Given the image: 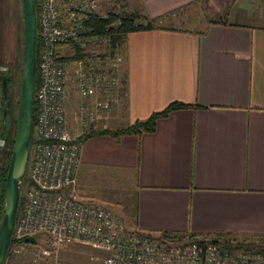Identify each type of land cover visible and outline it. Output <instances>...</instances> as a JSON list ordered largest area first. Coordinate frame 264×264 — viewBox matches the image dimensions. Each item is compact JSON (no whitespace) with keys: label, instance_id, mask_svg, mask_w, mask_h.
<instances>
[{"label":"crops","instance_id":"0c3cea01","mask_svg":"<svg viewBox=\"0 0 264 264\" xmlns=\"http://www.w3.org/2000/svg\"><path fill=\"white\" fill-rule=\"evenodd\" d=\"M214 1L203 26H184L193 19L186 12H210ZM219 1L97 0L99 9L115 2L118 11H106L134 12L156 27L127 32L116 55L121 100L91 124L124 125L172 100L188 106L158 118L152 131L82 139L75 183L102 205L130 196L135 227L155 234L264 235V11L256 3L232 19ZM3 17L14 25L3 46L14 33L19 47L21 0H0V24ZM75 105L69 85L78 133Z\"/></svg>","mask_w":264,"mask_h":264},{"label":"built area","instance_id":"2783aa9c","mask_svg":"<svg viewBox=\"0 0 264 264\" xmlns=\"http://www.w3.org/2000/svg\"><path fill=\"white\" fill-rule=\"evenodd\" d=\"M98 8L97 0H35L39 53L32 132L36 141L26 178L19 180L22 195L2 264L29 246L23 237L38 233L49 243L40 253L57 255L62 245L81 241L99 251L91 256L99 264H264V250L224 245L209 235L173 240L128 226L78 192L75 180L82 141L78 135L101 110L119 101L117 67L92 58L95 46L106 43L89 23L95 14L106 15ZM69 85L76 96L78 133L69 119ZM254 242L246 240L248 245ZM52 264L63 263L55 259Z\"/></svg>","mask_w":264,"mask_h":264},{"label":"rangeland","instance_id":"374dc122","mask_svg":"<svg viewBox=\"0 0 264 264\" xmlns=\"http://www.w3.org/2000/svg\"><path fill=\"white\" fill-rule=\"evenodd\" d=\"M234 0H221L219 1V6L221 7H227L229 8L230 12L233 11L231 18L232 19H239L242 11L245 9H248V7L254 8L256 6V3L260 6L261 11H264V0H248V1H241L240 3L231 5L230 2H233ZM229 5H228V4ZM247 5H245V4ZM107 9H113L115 12L118 11V3L115 2H109ZM217 6V3L209 7L210 12H207V9H203L202 5H198L194 7L192 10L193 12H186L187 15L193 16V19H184V26L186 27H192V28H200L203 26V18L202 15H207L208 17L213 14V11L211 12V8L214 10V7ZM102 8V7H100ZM99 9V12H107V10ZM202 9V10H201ZM242 10V11H241ZM109 11V10H108ZM244 14V13H243ZM235 15V16H234ZM243 16V15H242ZM7 23L5 24V20L3 17V21L0 24L1 32H0V62L3 63V61H7L8 64H10V75L12 76L11 81L9 82V92L11 94V107L9 114L3 118L2 117V108H1V88H0V131L1 127L4 125L3 123H6L5 126L7 128V134L8 136H14V130H15V124H16V117H17V110H18V101H19V94H20V85H21V64L20 61L22 60V34L21 38L19 37V47L15 41L14 33H12V36L9 35V41L7 42V45L3 46L4 40H6V33L9 34L11 30L8 28L10 26H14L12 24V20L7 17ZM174 24H178L177 21H174ZM16 45V46H15ZM105 45H97L95 46V54H93L92 58L100 59L104 66L111 67L115 66L117 67V77L119 81L118 71H119V60L118 57L115 58H108V59H102L99 58V54L104 51ZM7 59V60H5ZM4 64L0 65V68L4 67ZM116 93L118 95L119 101L121 100V90H120V83H118V87L116 88ZM2 137H0V157L3 153V146L1 142ZM3 140V139H2ZM28 162L29 158L27 159L26 169L25 172L28 169ZM22 184L19 183V194L22 195ZM124 200V199H123ZM120 201V200H119ZM97 204L102 205V203L98 202L97 200H94ZM104 205V204H103ZM106 208H108L110 211H112L115 215H117L121 220H123L125 223L129 222V207L132 206L131 198L125 197V200L123 203L121 202V205H104ZM35 240L28 241L29 246L23 247L20 249L18 253H16L12 258L7 260L8 264H52L53 260L58 259L63 264H99L98 260L91 259V256H94L95 254H98L99 251L91 247L89 244L81 242V241H74L69 242L64 245H62L57 253V255H53L52 252H46V253H40V250L42 248L48 247V239L43 234H36ZM48 250V249H46Z\"/></svg>","mask_w":264,"mask_h":264},{"label":"trees","instance_id":"16d2710c","mask_svg":"<svg viewBox=\"0 0 264 264\" xmlns=\"http://www.w3.org/2000/svg\"><path fill=\"white\" fill-rule=\"evenodd\" d=\"M37 13V12H36ZM141 15L137 13H114L111 11H107L106 15L103 17H99L98 15H93L90 18V22L92 26H94V30L106 38L105 48L104 51L101 52L98 56L102 59L108 58H115L117 55L118 47L125 42V37L127 32L132 30H139V29H149L155 28L156 25L154 24L153 19L151 18H143L140 17ZM209 22H214L213 20H209ZM39 53V41L38 37L36 38L35 44V54L36 59H38ZM77 55H81L77 52ZM5 74L7 84H6V91H7V99L4 101L1 97V108L5 105L7 110V115L9 114L10 107H11V94L9 92V82L11 81V75L8 70L0 71V80L1 75ZM37 80V73H35V81ZM188 106L187 103L172 100L168 102L163 108L158 110L151 111L146 117L144 118H136L133 121L124 124V125H114V126H105V127H94L93 124H90L88 128L83 130L79 135L78 138L80 140L85 139L91 135L95 134H109L113 137H118L121 134L127 133H141L146 131H152L155 128V122L158 118L166 116L170 111L183 108ZM34 115L35 109L34 105H32L31 109V124L34 122ZM6 124V123H5ZM6 126L1 127L0 137L3 139V153L0 157V218L2 216L3 207H4V182H5V174L8 165L9 155L12 146L13 136H8ZM36 141L34 138L33 132L31 133V137L29 140V154L31 152V148L33 143ZM27 171L21 178H26ZM134 204V203H132ZM134 210L135 206L132 205L129 207V222H126L128 226H135L134 220ZM18 211V208H17ZM17 213V212H16ZM159 237H167L170 239H195L197 236L190 234H178V233H165L161 232L157 234ZM209 238L213 241H222L224 245H228L229 243H234L236 246L245 247L248 249H260L264 250V235H253V236H242V237H230L226 236L225 234L215 233L210 235ZM251 239L254 242L251 245L246 243L247 239ZM23 240H35L34 235L25 236L22 238ZM21 239V240H22Z\"/></svg>","mask_w":264,"mask_h":264},{"label":"water","instance_id":"95a60500","mask_svg":"<svg viewBox=\"0 0 264 264\" xmlns=\"http://www.w3.org/2000/svg\"><path fill=\"white\" fill-rule=\"evenodd\" d=\"M22 5V60L21 85L14 136L4 182V207L0 218V264L4 260L10 243L12 229L19 204V180L25 173L29 140L32 133L31 109L36 73V9L35 0H21ZM6 71L7 67H2ZM6 76L1 75V97L7 99ZM2 117L7 116L5 105L2 106ZM5 126V123H3ZM3 144V140L1 139Z\"/></svg>","mask_w":264,"mask_h":264}]
</instances>
